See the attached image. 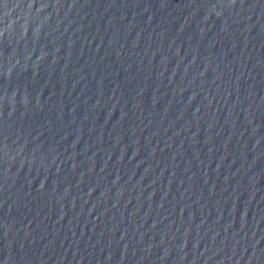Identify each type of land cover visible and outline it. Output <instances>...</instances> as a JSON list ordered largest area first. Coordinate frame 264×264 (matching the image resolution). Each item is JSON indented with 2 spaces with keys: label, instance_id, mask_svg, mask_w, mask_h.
<instances>
[{
  "label": "water",
  "instance_id": "95a60500",
  "mask_svg": "<svg viewBox=\"0 0 264 264\" xmlns=\"http://www.w3.org/2000/svg\"><path fill=\"white\" fill-rule=\"evenodd\" d=\"M0 264H264V0H0Z\"/></svg>",
  "mask_w": 264,
  "mask_h": 264
}]
</instances>
